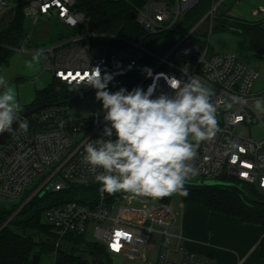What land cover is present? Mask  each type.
Returning a JSON list of instances; mask_svg holds the SVG:
<instances>
[{
	"label": "built area",
	"instance_id": "built-area-1",
	"mask_svg": "<svg viewBox=\"0 0 264 264\" xmlns=\"http://www.w3.org/2000/svg\"><path fill=\"white\" fill-rule=\"evenodd\" d=\"M223 1L214 0L192 28L181 32V25L176 26L199 0H148L138 14L139 25L147 35H164L172 30V36L151 43L121 38V44L114 47L92 42L96 34L89 28V17L74 9L75 0H26L23 12L32 18L33 25L41 17H58L67 27L83 28L81 33L38 48L44 50L41 58L44 70L50 71L54 79L71 91L85 88L84 77L92 67L99 68L102 74L107 71L108 74L142 73L141 69L150 68L158 82L157 94L171 90L156 74L183 78L181 70L184 68L189 75H196L213 91L220 131L213 140L201 143L192 162L195 172L189 178L233 177L255 184L264 191V139L244 137L236 132L239 125L252 127L258 120L264 125L261 116L250 105L252 100L261 98L252 91L259 72L236 53L209 54L208 47L201 50L196 41L197 28L218 13ZM19 5L18 0H0V30L9 26ZM260 12L264 14V5L253 14ZM29 40L28 33L21 45L10 47L0 42V47L26 52ZM153 78L142 74L134 87L147 90ZM23 113L20 115L28 122V131H22L17 124L0 143V194L19 200L26 197V203L45 190L91 186L95 195L88 197L86 202L71 199L45 210L46 224L60 237L68 233L86 236L92 223L95 225L94 236L86 237L87 240L104 244L114 256L148 260V252L158 247L156 264H216L214 258L184 247L182 236L172 230L178 213L171 203L156 200L135 207L123 202L126 197L123 192L108 194L100 190L88 165L82 163V156L89 139L100 137L104 113L94 116L74 114L66 103L44 106L28 116ZM38 175L39 179L35 181ZM154 233L158 234L157 242L152 240ZM49 264H57L56 258Z\"/></svg>",
	"mask_w": 264,
	"mask_h": 264
},
{
	"label": "clouds",
	"instance_id": "clouds-1",
	"mask_svg": "<svg viewBox=\"0 0 264 264\" xmlns=\"http://www.w3.org/2000/svg\"><path fill=\"white\" fill-rule=\"evenodd\" d=\"M42 56L44 50H36L25 67L39 65ZM141 71L153 78L150 68ZM181 71L183 78L156 74L171 90L158 94L155 78L147 90L137 86L112 92L108 85L115 74L92 67L85 75V88L95 89V99L102 103L104 127L98 139L84 145L82 163L88 165L102 192L153 200L188 195L185 185L195 172L192 162L198 149L202 142L213 140L220 128L213 91L188 70ZM23 110L16 90L0 76V134L12 132L13 124L28 131V122L20 115ZM254 110L264 112V101H255Z\"/></svg>",
	"mask_w": 264,
	"mask_h": 264
},
{
	"label": "trees",
	"instance_id": "trees-1",
	"mask_svg": "<svg viewBox=\"0 0 264 264\" xmlns=\"http://www.w3.org/2000/svg\"><path fill=\"white\" fill-rule=\"evenodd\" d=\"M148 0H75L74 9L84 12L90 20V30L96 34L93 43L114 47L122 39L144 40L151 43L163 37H171L170 30L164 35H147L138 23V14ZM214 0H199L197 5L185 13L181 20V32L192 28L209 10ZM20 5L15 18L8 27L0 30V42L10 47H17L27 37L26 16L23 12L25 1ZM215 28L228 29L243 36L248 49L257 57L264 58V20L237 21L221 15ZM12 50L0 48V62L8 58ZM123 73V74H120ZM113 81L108 85L110 91L120 87L131 90L143 73L111 72ZM61 82L57 79L37 91V99L23 112L34 107L50 104H71L88 95L92 88H78L71 93L57 89ZM63 98V99H62ZM228 184L185 185L188 195L185 203H200L206 208L221 213L237 216L245 222L258 223L264 229V191L255 184L233 177L223 176L218 179ZM95 195V189L82 185L64 191H49L35 195L15 215L5 227L3 223L10 219L26 200L22 198L11 206L0 203V264H33L35 254H52L57 264H113L111 254L104 244L87 240L85 235L68 233L61 236L49 225L42 222V214L49 207L67 200L84 201ZM170 197V196H169ZM169 197L160 199L169 203ZM2 227V228H1ZM60 241L59 245L57 242ZM84 247L89 257L79 253ZM264 256V237L261 242Z\"/></svg>",
	"mask_w": 264,
	"mask_h": 264
},
{
	"label": "rangeland",
	"instance_id": "rangeland-1",
	"mask_svg": "<svg viewBox=\"0 0 264 264\" xmlns=\"http://www.w3.org/2000/svg\"><path fill=\"white\" fill-rule=\"evenodd\" d=\"M261 5H264V0H224L219 6L218 13H216L214 17L204 20L196 31V35H198L196 41L198 42L201 50L208 47L209 54L236 53L240 59L254 67L259 72L258 78L253 83L252 91L254 94H259L261 98L250 102V105L253 108L255 101H264V58L262 59L255 56L248 49L242 35L228 29H214V27L221 15H225L226 18L237 21L264 20V14L262 12L258 15L253 14V11L258 9ZM26 26L30 34V40L26 43L27 51L21 52L18 50H12L10 56L0 62V76H3L16 90L18 99L24 106H28L34 102L37 99V91L43 89L54 81L53 74L50 71H45L41 62L34 68L28 69L25 67V61L30 60L32 54L43 45L50 44L51 42L60 39V37L64 38L72 34L83 32L82 27L73 29L65 26L58 17H52L50 19L41 17L36 25H33L31 17H26ZM212 27L213 30L211 32ZM57 89L64 91L65 93L72 92L67 87L61 85H58ZM69 106L71 113L78 115L94 116L103 113L102 103L95 99V90H92L88 95L72 102ZM258 114L264 122V112H260ZM236 132L244 137L251 136L256 140L264 139V125L261 124V121L259 120L258 123L252 127L239 125L236 128ZM38 179L39 175L35 178V181H38ZM28 189L29 188H27V191ZM125 194L126 197L123 202L129 203L135 207H142L145 204L156 201L148 197L132 198L131 194ZM19 199L20 198L0 194V203L6 206H11L12 204L18 202ZM185 202V196H181L179 194H174L169 197V203L173 205L174 210L178 213V216L182 213V205ZM17 210L10 218H13L19 213L20 210ZM9 221H5L2 227H5ZM42 222L46 224L44 213L42 214ZM94 228L95 225L91 223L89 231L85 237L92 238L94 236ZM158 239V234L154 233L152 240L157 242ZM83 250L84 247L82 246L79 253L83 254L85 257H89V255ZM157 251L158 247L149 251L147 254L148 260H144L142 257L130 258L128 255H111V257L113 264H156ZM53 259L54 255L44 254L41 258V264H49V261H52Z\"/></svg>",
	"mask_w": 264,
	"mask_h": 264
},
{
	"label": "crops",
	"instance_id": "crops-1",
	"mask_svg": "<svg viewBox=\"0 0 264 264\" xmlns=\"http://www.w3.org/2000/svg\"><path fill=\"white\" fill-rule=\"evenodd\" d=\"M182 209L172 230L187 250L212 257L216 264H264L262 225L200 203H184Z\"/></svg>",
	"mask_w": 264,
	"mask_h": 264
},
{
	"label": "water",
	"instance_id": "water-1",
	"mask_svg": "<svg viewBox=\"0 0 264 264\" xmlns=\"http://www.w3.org/2000/svg\"><path fill=\"white\" fill-rule=\"evenodd\" d=\"M181 25V22L178 23V25L176 26L179 27ZM175 28V29H176ZM108 73V71H107ZM40 109V107H34V108H30L28 109L27 111H25L23 113L24 116H28V115H31L35 112H37L38 110ZM17 124H13V128L16 126ZM11 133V132H10ZM8 132H5L3 134L0 135V143L2 141H4L6 139V137L10 134ZM187 185H202V184H206V185H210V184H228L227 182H222V181H219V180H215V179H193V178H189L187 183ZM47 190L43 191L41 193V195H43L44 193H46ZM27 203V202H26ZM26 203H24L23 205H21L17 211H19ZM40 262V254H35L34 257H33V264H39Z\"/></svg>",
	"mask_w": 264,
	"mask_h": 264
}]
</instances>
